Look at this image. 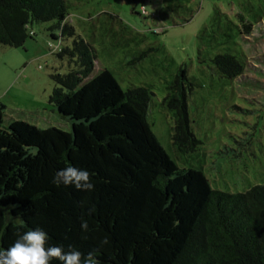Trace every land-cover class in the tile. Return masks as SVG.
I'll use <instances>...</instances> for the list:
<instances>
[{
	"label": "trees",
	"instance_id": "trees-1",
	"mask_svg": "<svg viewBox=\"0 0 264 264\" xmlns=\"http://www.w3.org/2000/svg\"><path fill=\"white\" fill-rule=\"evenodd\" d=\"M142 1L131 0L133 6ZM161 1L164 18L193 12L189 0ZM69 5L68 0H0V45L20 46L33 35V22L49 20L55 21L58 38H72L56 52L67 59L68 70L51 74L48 96L69 118V131L20 118L4 122L0 100V249L40 228L49 246L85 255L96 250L101 264H264V183L231 192L212 188L200 167H178L147 119L154 104L151 88L123 89L106 67L90 75L96 51L67 23ZM252 12L253 23L238 13L236 24L214 6L197 35L205 46L198 48L199 61H209L219 77L243 73L246 56L228 44L234 34H248L264 14ZM136 36L129 31L123 44L138 43L144 35ZM192 78L182 63L161 101L172 112L169 138L177 152L194 151L201 143L187 105ZM67 166L87 170L95 190L54 185L56 172ZM105 238L109 243L101 245Z\"/></svg>",
	"mask_w": 264,
	"mask_h": 264
},
{
	"label": "rangeland",
	"instance_id": "rangeland-1",
	"mask_svg": "<svg viewBox=\"0 0 264 264\" xmlns=\"http://www.w3.org/2000/svg\"><path fill=\"white\" fill-rule=\"evenodd\" d=\"M68 1L67 23L96 51L90 75L106 67L123 89L129 85L151 88L154 104L148 108L147 119L178 167H200L212 188L231 192L264 183V14L248 34H234V43L228 44L246 56L243 73L234 79L219 77L209 61H199L203 52L198 48L205 46L197 36L214 6L236 24L238 13L253 23L252 11L261 15L264 0H189L193 12H179L171 19L162 16L161 0H143L134 6L131 0ZM54 22H33V35L20 46L0 45L4 122L20 118L42 128L53 125L70 130L69 118L48 101L51 74L68 70L67 59L56 52L72 39L58 38ZM129 31L144 36L138 43L123 44ZM182 63L195 83L187 105L192 131L201 140L191 152H177L171 146L172 112L161 102Z\"/></svg>",
	"mask_w": 264,
	"mask_h": 264
},
{
	"label": "clouds",
	"instance_id": "clouds-1",
	"mask_svg": "<svg viewBox=\"0 0 264 264\" xmlns=\"http://www.w3.org/2000/svg\"><path fill=\"white\" fill-rule=\"evenodd\" d=\"M56 186L73 187L79 191H94L91 174L85 169L67 166L56 172L53 178ZM81 229L88 230V223L82 220ZM49 236L40 228L28 230L7 249H0V264H52L55 260L59 264H101L97 259L98 252L90 251L87 255L75 248L65 250L63 246L48 245ZM107 238L101 245L108 244Z\"/></svg>",
	"mask_w": 264,
	"mask_h": 264
},
{
	"label": "crops",
	"instance_id": "crops-1",
	"mask_svg": "<svg viewBox=\"0 0 264 264\" xmlns=\"http://www.w3.org/2000/svg\"><path fill=\"white\" fill-rule=\"evenodd\" d=\"M3 95H5V93H3Z\"/></svg>",
	"mask_w": 264,
	"mask_h": 264
}]
</instances>
